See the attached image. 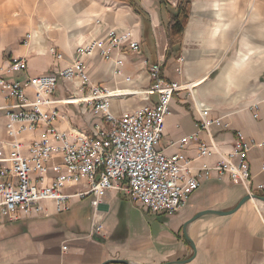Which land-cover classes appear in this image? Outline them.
I'll return each instance as SVG.
<instances>
[{"label":"crops","instance_id":"1","mask_svg":"<svg viewBox=\"0 0 264 264\" xmlns=\"http://www.w3.org/2000/svg\"><path fill=\"white\" fill-rule=\"evenodd\" d=\"M134 1L150 20L156 60L161 63L164 78L187 88L173 94L159 148L166 155L179 153L190 159L196 170L212 167L233 151L240 133L251 145L247 154L249 190L264 196V143L256 145L264 142V46L254 49L247 44L250 38L264 37V0H188V22L181 42L167 60V19L159 12L163 0ZM254 27L260 29L257 34ZM111 30L139 41L141 49L113 51L109 59L98 54L82 57L91 82L121 93L110 100L116 114L156 103V94H144L150 80L141 16L121 0H0V77L24 82L64 69L76 58L78 46L104 38ZM237 37H241L239 45L221 62ZM52 50L62 56L58 58ZM19 58L25 60V69L8 71L10 62ZM73 90L81 94L71 82L59 79L54 98L65 97ZM7 101L0 95V107ZM198 103L208 107L207 129L200 126ZM254 104L255 109L251 108ZM58 108L67 112L76 126H85L84 119L91 116L89 107ZM80 113L85 117L76 115ZM4 125V111L0 110V138L6 136ZM36 135L27 132L22 139ZM185 137L191 138L180 150L179 141ZM199 144L208 146L210 152L198 157ZM232 160L237 162V158ZM246 194L244 185L233 183L225 173L213 172L178 211L155 214L133 203L124 192L107 190L100 206L102 222L91 236L90 198L84 228L66 230L59 224L37 221L58 213L17 220L0 216V264H124L110 261L113 259L162 264L192 255L186 236L194 242L196 252L181 264H264V202L255 197L231 214H204L188 223L183 232V225L196 213L232 209ZM46 206L53 209L52 203ZM66 239L68 247L62 250Z\"/></svg>","mask_w":264,"mask_h":264},{"label":"built area","instance_id":"2","mask_svg":"<svg viewBox=\"0 0 264 264\" xmlns=\"http://www.w3.org/2000/svg\"><path fill=\"white\" fill-rule=\"evenodd\" d=\"M163 1L173 7L178 3V0ZM125 49L139 52L140 43L111 30L104 38H93L78 46L76 58L64 69L29 77L24 82L0 77V95L8 100L0 107L4 111L6 135L0 138L1 217L17 220L27 215L59 214L70 210L71 200L90 196L91 236L102 222L100 206L107 190L122 191L133 203L155 214L178 211L213 172L227 174L233 183L244 185L248 194H253L249 190L247 159L251 145L240 133L233 151L212 167L196 170L190 159L179 153L166 155L159 148L173 94L187 89L185 84L167 81L160 62L148 67L150 85L144 93L156 94V103L122 114L111 110L110 100L120 96L119 91H108L91 82L81 59L93 54L109 59L113 51L122 53ZM25 67V60L19 58L10 62L8 71H21ZM59 79L71 82L81 94L73 90L55 99ZM73 96L77 102L70 99ZM67 105L89 107L90 122L86 120L84 128L73 125L68 113L58 108ZM197 105L200 126L207 129L208 107L203 103ZM61 122L65 127L59 126ZM27 132L37 135L24 141L22 135ZM190 138L180 139V150ZM197 152L202 157L210 149L199 144ZM234 158L237 162H233ZM46 203H52L53 209ZM68 242L66 239L62 243V250L67 249Z\"/></svg>","mask_w":264,"mask_h":264},{"label":"trees","instance_id":"3","mask_svg":"<svg viewBox=\"0 0 264 264\" xmlns=\"http://www.w3.org/2000/svg\"><path fill=\"white\" fill-rule=\"evenodd\" d=\"M129 3L135 9V11L141 16L142 20V34L144 37L143 42L146 44L148 51V56L146 59V65H150L157 62L155 54V46L151 39V29H150V20L145 12L136 7L137 3L134 0H121ZM161 4H164L166 9V25H165V34L167 39V46L165 50L164 59L167 60L172 53L175 51V48L179 45L182 39V35L186 24L188 22V17L190 14L191 3L188 0H178L176 6H171L165 1H161Z\"/></svg>","mask_w":264,"mask_h":264},{"label":"rangeland","instance_id":"4","mask_svg":"<svg viewBox=\"0 0 264 264\" xmlns=\"http://www.w3.org/2000/svg\"><path fill=\"white\" fill-rule=\"evenodd\" d=\"M159 10H160L159 12H160L161 16L166 17V9H165L164 4H160ZM242 27H244V23H243ZM253 29L255 31L254 32L255 34H257L256 33L257 30L258 31L260 30L256 27H254ZM151 39H152V37H151ZM239 41H241V37H237L236 39H233L232 44H231V47H232L231 50H228L226 52V55L222 58L221 62L226 61L229 58L230 51H232L236 47V45L237 46L239 45L238 44ZM152 42H153V39H152ZM247 44L253 46L254 49L256 46H262V45L264 46V37L253 38V39L250 38ZM61 83H63V82H61ZM59 93H60V90L59 91L57 90L56 96L57 95L59 96ZM76 115H78V116L80 115L81 117H85L84 113H80V114H76ZM84 121H85V126H86V124H87L86 120L84 119ZM88 121L90 122V118L88 119ZM73 125H75V124H73ZM85 126H77V127L84 128ZM89 198H90V196H88L85 199L80 200L79 202H74L75 200L73 199V200H71L73 205L69 211L59 213V214L52 216L50 218H44V219L37 220V221H45L46 223L51 224V225L52 224L53 225L59 224L60 228L66 229V230H70V228H75L76 226H78L79 228H84L85 226H87V222H88L87 221V215H88L90 209H89L87 203H88Z\"/></svg>","mask_w":264,"mask_h":264},{"label":"water","instance_id":"5","mask_svg":"<svg viewBox=\"0 0 264 264\" xmlns=\"http://www.w3.org/2000/svg\"><path fill=\"white\" fill-rule=\"evenodd\" d=\"M250 197H255L257 199H259L260 201L264 202V196H257L255 194H246L244 195L238 202L237 204L232 208V209H229V210H226V211H216V210H203V211H200L198 213H196L192 218H190L184 225H183V232H185V227L188 223H190L191 221L197 219L198 217L204 215V214H217V215H227V214H231L233 213L234 211H236L245 201H247ZM186 239L189 241L190 243V246L192 247V250H193V253L192 255L187 258V259H184V260H176V261H168V262H164L162 264H181V263H186L188 262L189 260H191L196 252V249H195V245H194V242L188 238L186 236ZM110 261H113V262H120V263H124V264H132L130 263L129 261L127 260H124V259H113V260H110Z\"/></svg>","mask_w":264,"mask_h":264},{"label":"bare ground","instance_id":"6","mask_svg":"<svg viewBox=\"0 0 264 264\" xmlns=\"http://www.w3.org/2000/svg\"><path fill=\"white\" fill-rule=\"evenodd\" d=\"M126 92H128V91H126ZM119 93H120V92H119ZM119 93H117V94H119ZM124 93H125V92H124ZM141 93H142V92H141ZM120 94H121V93H120ZM70 99H72L74 102H75V101H76V102L78 101L76 96L70 97Z\"/></svg>","mask_w":264,"mask_h":264}]
</instances>
